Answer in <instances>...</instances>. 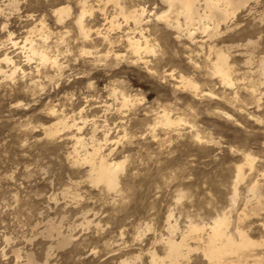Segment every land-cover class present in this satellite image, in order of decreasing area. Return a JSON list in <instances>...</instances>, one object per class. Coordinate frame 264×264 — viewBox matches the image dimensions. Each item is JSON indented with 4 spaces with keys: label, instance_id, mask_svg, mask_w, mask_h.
I'll use <instances>...</instances> for the list:
<instances>
[{
    "label": "rangeland",
    "instance_id": "1",
    "mask_svg": "<svg viewBox=\"0 0 264 264\" xmlns=\"http://www.w3.org/2000/svg\"><path fill=\"white\" fill-rule=\"evenodd\" d=\"M6 1L0 0V6ZM19 1L7 30H0V56L8 53L20 67L14 78L0 76V264H24L27 254L35 256L34 264H121L123 259L151 264L149 252L165 255L162 239L170 237V215L180 239L191 222L208 224L231 209L239 166L245 180L238 184L232 214L244 210L255 181L264 197V80L248 73L238 50L233 54L237 86L225 90L212 77L207 49L186 39L179 44L163 25L150 26L156 28L158 43L147 57L152 61L149 72L128 57H106L105 47L99 46L96 59L81 54L82 42H72L77 33L70 18L60 24L52 15L68 5L75 17L79 0ZM122 2L129 10L137 5L160 13L167 9L160 0ZM259 2L256 7L251 0L250 7L262 12L264 0ZM110 5L106 3L108 12L113 11ZM98 13L86 19L93 29L103 26ZM246 15H240V22L259 29ZM40 20L49 37L43 40L35 32L32 40L39 45L45 41L64 70L27 60L22 47L29 31L41 28ZM258 29L233 32L217 44L256 40ZM9 33L18 45L8 41ZM115 50L126 53L122 46ZM181 75L194 79L198 90L180 88ZM251 83L257 85L256 93ZM114 89L118 92L113 95ZM121 93L131 97L125 107ZM53 109L76 118L88 147L93 134L100 141L108 134L112 144L105 154H111L110 160H126L118 191L91 183L88 166L73 164L69 154L74 144L68 135L76 134V128L47 134L56 118ZM164 110L182 124L157 125ZM245 154L255 159L252 171ZM52 224L59 230L49 236ZM62 237L69 238L67 245L59 244ZM191 244L196 247L195 241ZM191 254L190 264H207L200 252Z\"/></svg>",
    "mask_w": 264,
    "mask_h": 264
},
{
    "label": "bare ground",
    "instance_id": "2",
    "mask_svg": "<svg viewBox=\"0 0 264 264\" xmlns=\"http://www.w3.org/2000/svg\"><path fill=\"white\" fill-rule=\"evenodd\" d=\"M92 1L79 0L77 6L80 12L75 17L72 8L68 5L56 8L52 12L57 23L62 24L66 22L67 18H70V23L74 25L77 33V35L75 34L76 39L74 38L72 42H82V55L86 54L88 57L96 59L100 55L99 49L105 47L107 51L106 57L109 55H114L116 59L128 57L132 63L135 65L142 64L150 72L152 61L147 57L154 53L155 46L158 43L157 34L153 30H156L159 25H163L168 31L175 33V40L179 44L183 39H186L192 45L193 43L194 45L199 44L202 50L207 49L206 60L208 63L207 61L206 63L210 65L209 70L212 72V77L219 81L221 88L234 90L237 86V80L235 79L237 70L233 62L235 50H238L239 57L244 58V68H248V73L258 75L260 79L264 80V10L262 12L257 10L256 7L260 3L259 0H255L257 5L252 8L250 7L251 0H160L161 4L167 8L162 13L156 11V7L154 10L149 11L140 5L129 10L122 0ZM6 2L0 6V30L2 32L7 30L9 17L20 10L19 0H7ZM110 2L112 4L110 6H113L112 12H108L105 9L107 8L106 3ZM97 11L102 17L103 26L102 28L93 29L86 19L87 16L91 17ZM244 12L248 17L253 18L254 23H258L259 29L256 26L246 27L243 22H240V15ZM39 24L41 28H36L35 26L29 31L28 37L25 38L22 49L27 52V60L29 61L33 58L42 64L50 63L57 70L63 69V65L57 60L56 56L50 54L45 41L42 46L32 40V34L35 32H39L43 40L49 37V34L45 31L44 22L40 20ZM153 24L156 28L152 30L150 26ZM257 29L259 34L256 40L247 39L242 45L231 44L229 47H219L217 44L219 40L233 34V32L240 31L243 34H249L257 31ZM60 40H64L63 37ZM8 41H11L14 46L18 45L13 42L11 33H9ZM1 45L3 48L6 46L5 43ZM121 46L124 47L125 54L116 53L115 49ZM195 54L199 53L196 52ZM206 54L204 53L203 56H206ZM18 68L20 67H17V64L8 53L0 56V76L3 78H14L13 75ZM196 68H200L198 64H196ZM177 82L180 84L179 87L183 89L196 91L199 88L194 79L184 75H181ZM250 88L253 93L257 92L255 83ZM117 92L114 89L112 94L114 95ZM121 95L123 107L131 103V97H127L124 93H121ZM210 95V97L215 98L214 95ZM55 111L54 109L51 110L52 115H55L56 118L54 123L47 129V134L54 135L61 130L76 128V134L71 132V135H68V138L74 144L73 152L70 151L69 158L73 164L78 163L82 167L83 165L88 166L91 183L97 186L102 184L107 190L118 191V186L121 184L120 174L125 169L126 160H110L111 154H105V150L112 144L108 134H104L103 141H100L93 134L90 137L91 147H88L87 139L80 134L82 127L78 126L76 118L66 115L59 116V114L54 113ZM158 116L157 125L166 128H172L183 122L182 119L174 120L166 110ZM244 159L246 165L252 171L255 159L249 154H245ZM243 179L245 180L244 167L239 166L231 209H226L208 224L200 225L191 222L186 230L180 232L182 233L180 239L176 236L179 231L178 226L172 223L171 217L173 216L170 215V218H168L170 237L161 238L166 245L165 255H159L156 250L148 251V255L151 258L150 263L190 264L191 252L198 251L207 264H264V197L259 189L258 181H255L248 191L250 197L244 210L241 213H236V217L232 214L239 195L238 184ZM84 220L88 221L89 219L85 217ZM57 228L52 224L47 229L49 236L52 235V231L59 230ZM256 231L258 232L257 235L253 236ZM59 233L57 231V234ZM62 238L64 239L59 241V244L67 245L69 238ZM191 241L196 242V247L191 244ZM34 257L31 254H27L24 264H34ZM47 262L45 264L49 263ZM120 263L134 264L129 259H123Z\"/></svg>",
    "mask_w": 264,
    "mask_h": 264
}]
</instances>
